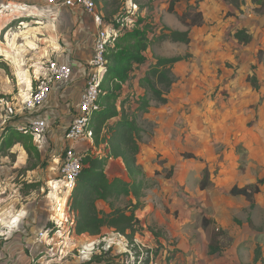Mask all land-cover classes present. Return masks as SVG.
<instances>
[{"label": "rangeland", "instance_id": "rangeland-1", "mask_svg": "<svg viewBox=\"0 0 264 264\" xmlns=\"http://www.w3.org/2000/svg\"><path fill=\"white\" fill-rule=\"evenodd\" d=\"M171 1L176 4L174 10L178 7L185 13L186 0L182 7L178 3L183 0H96V3L107 23L130 14L146 23L164 26V12L169 10ZM200 6L207 20L202 27L194 28L196 40L192 47L155 39L146 54L152 62L186 57L173 68L174 83L167 104L152 101L146 111H139V100L147 94L139 83L125 89L123 86L116 103L120 116L134 119L141 130L137 163L145 171L146 179L138 235L149 245L167 251L165 264L175 260L180 239L171 235L163 219L178 221L181 215L199 214V222L201 216L216 214L225 220L227 233L223 240L230 243L231 227L246 224L250 214L264 235V189L255 197L254 210L249 209L246 199L230 193L235 186L264 179V14L257 12L260 8L256 0H204ZM3 25H0V141L4 128L11 126L2 123L5 108L21 104L35 88L38 62L44 53L40 42L36 48L38 40L34 33L25 26L21 28L18 21L4 31ZM240 29L248 30L252 37L248 45L234 38ZM15 122L17 119L11 121ZM40 152L43 164L36 169H32L36 160L29 158L20 144L0 154V241L10 234L9 241L14 245L31 216L41 226L51 216L63 225L68 218L72 200L70 194L63 195V189L60 190L58 162L53 159L58 154L50 141ZM188 154L194 158L186 159ZM116 163L107 170L110 179L114 166L121 167L116 175L125 177V166L121 161ZM207 170L209 186L204 191L199 187ZM64 196L69 203L65 209ZM128 201L122 198L116 206L124 207ZM59 204L61 212L57 211ZM97 207L110 211L106 203H98ZM155 217L162 225L154 222ZM191 225L190 221L186 227L193 231ZM53 249L55 256L58 247ZM73 252L64 259L60 256L59 262L66 263ZM40 254L49 260L55 258L49 252Z\"/></svg>", "mask_w": 264, "mask_h": 264}, {"label": "trees", "instance_id": "trees-1", "mask_svg": "<svg viewBox=\"0 0 264 264\" xmlns=\"http://www.w3.org/2000/svg\"><path fill=\"white\" fill-rule=\"evenodd\" d=\"M186 1L192 2V4H188L185 13L180 16L179 20L188 29L187 31H172L162 26L159 28V35L153 34V38L149 39L148 33L152 34L155 27L151 24H145L142 29L137 28L127 31L116 41L114 47L107 50L105 55L107 60L106 74L101 84V95L98 101L100 110L92 116L91 127L94 134V144L98 147L102 143H107L108 152L104 156H95L88 151L82 159L81 172L76 187L71 194L72 201L70 204L71 211L75 213V232L79 236L84 234L99 236L103 229L107 228L121 235H126L132 240L140 230V221L136 212L141 209L140 201L144 196L143 189L145 188L146 179L142 167L137 163L141 130L137 128L134 119L129 120L126 115L120 116L118 113L116 107L119 98L118 92L128 81L133 67L146 63V54L155 39L170 40L173 43L188 45L190 43V30L204 25L203 13L200 10V5L204 0ZM256 3L259 4L260 8L257 12L264 14V0H256ZM174 5L175 2L171 1L170 13L174 12ZM122 19L112 23L118 26V22ZM143 22L139 19L137 24L140 25ZM234 38L243 45H248L252 40L246 29L236 31ZM185 58L177 56L151 61L147 75L139 80L140 86L145 88L147 92L139 100V111H146L152 101L167 104V96L174 83L173 68L175 65L184 62ZM253 85L256 86L255 83ZM113 119L118 120L111 124L110 122ZM4 131L5 133L0 141V154L6 149L20 144L28 157L36 160V163L32 165V169H36L43 164L40 148L36 145L32 135L19 133L11 126L5 127ZM185 158L193 159L194 156L188 154L185 155ZM111 159H121L123 161L129 181L108 177L106 172ZM208 174V170L204 172L203 179L200 182L201 190L208 189ZM262 187H264V179L243 187L235 186L230 193L234 197L245 198L250 203L249 209L254 210L255 197L261 193ZM122 198L129 199V201L124 207L116 206V203L120 202ZM98 201L106 203L110 211L99 210L97 207ZM235 222L241 225L239 220H235ZM247 222L251 228H255L250 214ZM208 224L210 222L204 221L203 227H207ZM223 237L224 233L220 230L213 233L209 245L210 255L222 254L224 251ZM92 262L115 264L114 259L108 258L104 254L95 256L89 263ZM261 262L262 251L260 247H257L253 264H260Z\"/></svg>", "mask_w": 264, "mask_h": 264}, {"label": "built area", "instance_id": "built-area-1", "mask_svg": "<svg viewBox=\"0 0 264 264\" xmlns=\"http://www.w3.org/2000/svg\"><path fill=\"white\" fill-rule=\"evenodd\" d=\"M9 2L11 0H0V21L5 17H10L9 15L12 16L14 7ZM43 3L46 10L56 18L61 17L65 9L81 11L92 20L97 31L93 39L92 58L84 66L85 84L80 91L77 112L66 129L62 131L60 137L62 143L58 160V174L62 184L60 190L63 189V195L70 194L69 197H71L81 172L82 159L85 154L90 151L95 156H104L108 152L107 143H102L98 147L94 144V134L91 127L92 116L100 110L98 101L101 95V84L106 74L107 60L105 55L107 50L114 47L116 41L127 31L142 29L145 24L149 23L144 21L138 25L139 18L130 14H126L125 18L118 22V26L112 22L107 23L98 11L95 0H43ZM153 26L155 27L153 33H148L149 39L153 38V34L159 35V28L162 27ZM150 65L149 59L141 66L135 65L128 81L123 86L139 82L147 75ZM38 66L40 67L35 76V88L22 100L21 104L5 108V118L2 123L10 124L19 133L32 135L36 145L41 149V144L45 142L47 133L53 126L45 107L55 92L65 91L71 87L76 73L72 65L59 59L44 60ZM38 114L40 115L37 116ZM13 119H17V122L11 123ZM64 201L65 209L69 206L68 197ZM61 207L62 205L59 204L58 212H61ZM67 215L68 218L64 219V225L61 221L58 224L56 220H51L55 225L54 230L53 228L45 229L44 233H40L36 243H42L44 235H47L49 239L51 237L57 238V255L65 256L72 253L73 250L75 252L73 255L81 264L89 263L95 256L103 254L114 259L115 264H165L166 262L167 251L159 246H151L146 243L145 239L138 235L140 230L130 240L126 235L109 229L97 236L92 243L80 245L73 239L74 236L78 237L79 235L75 232V213L71 211L70 207ZM10 248L7 240L0 241V264H12L13 259L9 258ZM49 253L53 257L57 256L53 255V248L50 249ZM9 259L10 261H8Z\"/></svg>", "mask_w": 264, "mask_h": 264}, {"label": "crops", "instance_id": "crops-1", "mask_svg": "<svg viewBox=\"0 0 264 264\" xmlns=\"http://www.w3.org/2000/svg\"><path fill=\"white\" fill-rule=\"evenodd\" d=\"M183 2L184 0L178 4L180 5ZM9 3L14 8L12 9V16L9 15L10 17H5L0 21V25L1 23L4 24L2 26L3 31L6 30L4 29L6 26H11L18 21L19 25L22 26L21 28L27 26V29L32 31L34 36L37 37L36 39L38 41L35 45L36 48H38L37 43L39 44V42L40 45L44 47V53L40 55L38 63L44 60L59 59L62 62L72 65L75 69V79L71 84V87H68L65 91L55 92L45 107L53 126L47 133L45 142L41 144V148L50 141V144L53 145L54 151H56L55 153L58 154L56 157H53L54 161L57 163L62 149L60 137L62 131L66 129L67 125L72 121L77 112L80 91H82L85 84V79L83 77L85 72L84 66L89 63L92 58L93 39L97 31L92 20L81 11L65 9L63 15L56 18L46 10L43 0H11ZM189 3L192 4V2H188V4ZM201 8L202 6H200V10L203 13ZM181 15L182 12L179 11L178 7L175 8L173 13H170L169 10H165L163 16L164 27L170 28L172 31H187L188 29L183 26L179 20ZM203 17L205 22L207 18L204 13ZM53 18L55 19L53 20ZM195 34L196 32L194 33V28H192L189 35L190 43L188 44L191 47L195 44ZM137 83L139 82L124 86V89L129 88L131 85L136 86ZM39 115L40 114L37 116ZM115 122L116 121L114 120L110 123L113 124ZM120 161L121 164H123L121 159H111L107 170L112 163L117 162L116 164H120ZM120 168L121 167L119 166H114V168H112L111 178L117 177L120 179L122 178L124 181H129V178L126 177L128 176L127 171L125 177L116 175V173L121 170ZM143 172L145 171L143 170ZM262 189H264V187H262ZM241 199L245 200L243 197H241ZM98 203L105 204L102 201H99ZM140 212L141 210L136 212V215H139L138 218H141ZM198 216L199 214H195V216H193V214H188L187 216L181 215L178 221L174 219L172 221L163 219V221H165L170 227H168V229L170 230L171 235L174 238L180 239L178 245L179 253L175 256V260L171 262V264H253L257 247H260L262 251V262L260 264H264V235L260 232L259 228H256V223L252 218V223L255 228H251L248 222L239 227L232 226V233H230L231 237H229L230 243L222 240L224 247L222 254L210 255V239L215 232V228H220L224 233V237H226V227L224 225L225 220L218 215L213 214L209 217L206 215L205 217L201 216V220L198 222ZM19 217L22 219L21 216ZM29 220L30 221L25 222L26 227L23 226L24 231L16 236L14 245L11 241L9 242L10 234L5 238L11 246L9 258L13 259L12 264H61L59 261H61L62 258H60L59 255L55 256L54 259L49 260L46 255L40 254L41 252L47 253L53 248V246H56L58 241L56 240L57 238L55 239L54 237H51L49 239L47 238V235H44L42 243H36L40 233H44L45 229L53 228L54 230L55 225L51 222L52 216L49 217L46 221L47 224L44 226H41V222L36 219L35 216H31ZM190 221L192 222L191 226H194L193 231L187 229V227L189 228V225L186 227V224ZM204 221H208L210 224H208L207 227H203ZM19 222L20 220L17 224H19ZM154 222L162 225L161 221L156 217L154 218ZM107 230L109 229H103L102 233ZM96 238L97 236H90L88 234L73 237V239L80 245L83 243L90 244L95 241ZM26 250L29 251V255L26 254ZM10 259L8 261H10ZM67 259L68 260L65 261L66 263L63 262L64 264H81L75 255H71ZM85 264L105 263L92 262Z\"/></svg>", "mask_w": 264, "mask_h": 264}, {"label": "bare ground", "instance_id": "bare-ground-1", "mask_svg": "<svg viewBox=\"0 0 264 264\" xmlns=\"http://www.w3.org/2000/svg\"><path fill=\"white\" fill-rule=\"evenodd\" d=\"M26 28H27V26H26Z\"/></svg>", "mask_w": 264, "mask_h": 264}]
</instances>
